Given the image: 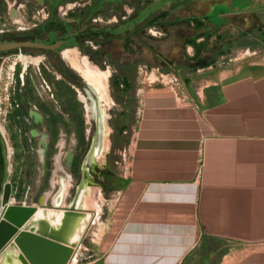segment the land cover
I'll use <instances>...</instances> for the list:
<instances>
[{
	"label": "crops",
	"instance_id": "1",
	"mask_svg": "<svg viewBox=\"0 0 264 264\" xmlns=\"http://www.w3.org/2000/svg\"><path fill=\"white\" fill-rule=\"evenodd\" d=\"M156 1L168 22L189 21L206 47L243 28L249 14H264V0L217 18L218 6L237 0ZM186 45L171 71L188 80L180 92L153 80L137 88L140 108L97 243L99 264H264V60L193 72L182 62L214 49L189 57Z\"/></svg>",
	"mask_w": 264,
	"mask_h": 264
},
{
	"label": "flooded vegetation",
	"instance_id": "2",
	"mask_svg": "<svg viewBox=\"0 0 264 264\" xmlns=\"http://www.w3.org/2000/svg\"><path fill=\"white\" fill-rule=\"evenodd\" d=\"M3 2L7 7V17L0 15V41L31 40L46 44H58V47L55 49L24 48L21 51L18 49L0 51V104L3 102L1 88L4 85L7 86L9 76H13V78L18 76V80L21 81L27 92L25 79L32 76L27 69L29 63L34 62L32 59H36L37 62L46 60L53 63V68L63 78L78 85L81 94L84 95L82 98H85L79 97V99L85 103L84 107L91 112L93 119V125L87 136L89 140L87 149L80 157L78 167L76 166V175L78 173L79 180L71 203L83 175L86 178L85 189L90 185L91 180H97L103 191L106 190L109 183H113L115 180L112 176L118 175L115 168L120 165V161L113 158L118 154L117 139L120 138L119 142L122 141L121 149H127L129 152L130 148V143L129 146L127 142L125 145L123 143L124 139L128 137L126 134L129 133V130L124 127H122L123 129L118 128L113 121L119 122L129 118L127 115L129 109L126 104L129 102L128 99L131 100L133 90L136 89L135 73L148 74L149 71L151 73L153 65L164 73L177 71V67L168 64L167 57H170L172 61L173 59L180 61L186 47L185 42L194 38V33L190 32L191 29H186L185 34L182 35V27L179 26L182 22L177 20L168 22L166 9L162 5L155 9H149L148 6L151 4L149 0H3ZM187 11L192 14L194 10L189 8ZM31 21L32 24L29 23ZM20 23L25 25L23 26L24 30L19 28ZM187 24L189 25V21ZM153 29L155 33H153ZM23 51L30 54L24 55ZM73 51H76L80 58L82 71L103 72L109 96L112 100L123 103V107L126 105L127 109L122 107L121 111L117 113L112 106L107 109V112L103 107H100L103 100L99 98L98 91L93 84L86 80L81 70L79 71L75 66L66 63L65 58L73 63ZM11 57H17L22 63L23 59H28V64L21 63L25 68H17L16 64L19 63L17 61L14 66H10L8 69L7 62ZM36 75L39 81L43 79L44 82L40 84L51 105V97L48 93V91L51 92V86L41 71ZM104 81H101L102 88ZM139 83L147 84L144 80H139ZM35 86L37 92H40L37 85ZM86 87L90 88V92ZM41 98L46 100L43 96ZM112 104H115L114 101ZM30 112L33 116L34 111ZM83 115L85 116V114ZM34 121H37L39 125V123L46 122V119L41 115V119H34ZM4 122H7V119L2 118L0 112V207L2 208V202L7 193L9 204L40 205L43 203L42 200L40 203H30L17 202L11 198L13 185L9 170V142ZM97 122H99V128ZM104 125L109 128L107 133L110 131L108 136L111 139L109 147H104L103 150L101 146L103 135L107 134ZM44 130L48 131V136L51 137V129L44 128ZM97 130H99V142L93 159L89 160L88 153ZM32 133L36 136L41 135L38 128L32 129ZM48 141L50 142V140ZM42 152L44 157L45 150ZM100 153L104 155L100 163L101 167L97 169L95 166ZM120 159L121 162L125 160V158ZM34 198L35 196H32L31 200L34 201ZM46 205L51 206V204Z\"/></svg>",
	"mask_w": 264,
	"mask_h": 264
},
{
	"label": "rangeland",
	"instance_id": "3",
	"mask_svg": "<svg viewBox=\"0 0 264 264\" xmlns=\"http://www.w3.org/2000/svg\"><path fill=\"white\" fill-rule=\"evenodd\" d=\"M162 4L161 1H156L151 3L148 7L149 9H155ZM256 5V2L251 0H237L233 3L232 7L227 5L223 7L218 6L214 17L217 18L221 16V12L252 9ZM6 8L3 0H0V15L3 17L6 16L7 13ZM22 14L24 15V13ZM29 23L32 24V21ZM19 25H21V23ZM22 26L25 25L23 24ZM179 26L182 27V35L185 34L186 29H191L190 32H193L194 35L199 33L197 29L190 24L188 25L186 21L182 22ZM263 32L264 14L253 12L249 14L247 23L243 28L236 31L225 32V34H220V37L215 36L212 46L209 45V47H206L207 42L205 40H200L202 36L199 35L194 38L196 40H193V42L190 40L186 41L185 43L191 46L188 52L189 54L186 52L189 57H196L197 52L204 53L208 51V49H214V54L209 56L206 52L204 57L201 56L194 62L191 60L186 61L183 58L184 62L182 63L186 66L193 67V72H196L199 68H204L208 65L217 67L243 61L264 60V41L261 38V33ZM153 33H155V30ZM223 37L224 39H222ZM186 48L187 45L183 54ZM23 54L28 55L30 53L23 51ZM72 55L73 63L64 57L66 63L75 66V68L80 71V67L82 66L80 58H78L76 51H73ZM212 55H214V57H212ZM38 59L40 60V58ZM8 60V69L10 66H14L17 61H19V63L16 64L17 68H25L17 57H11V59ZM167 62L169 65L177 66L181 63L176 61L173 64L170 57H167ZM53 67V63H49L46 60L37 63H29L27 69L31 72L32 76L30 75V78L26 77L25 79L27 83V92L23 88L21 81L18 80V76H14L15 78L9 76L7 79V86L4 85L1 88L3 102L0 104V112L2 118L7 119L4 125L7 131V140L9 142V170L11 183L13 185V195L11 198L14 201L17 200V202L30 203H40L42 200L43 203L53 205L54 201L60 197V204L69 206L76 184L79 180L78 173L76 175V169L80 157L84 155L87 149V143L89 142L87 136L93 125V119L91 112L85 109V103L79 99V97L82 98L84 95L81 94L80 89L77 87L78 85L63 78ZM152 67L153 73H150V71L148 74L135 73L134 79L136 78V89L133 90V97L131 100L128 99L129 102L126 104L129 109L127 113L129 118L119 122L113 121L118 128L123 129L122 127H124L129 130V133L126 134L128 137L124 139V145L127 142L129 146L132 138V127L135 124L140 108L142 94H138L137 88L145 84L139 83V80H144L147 83L146 86L151 80L168 85L174 92L181 91V89H179V84L183 81L188 83V80L180 77L181 75L179 74L172 72L164 73L163 71H159L156 66L153 65ZM39 71L42 72L44 78L51 86V92L48 91L51 97V105L47 99L48 96L45 94L44 88L40 84L44 82L43 79H41V81L37 79L36 73H39ZM81 73L85 76L86 80L89 79V81L91 80L98 86L103 85L101 80L96 76L98 72L81 70ZM203 73L204 72L196 73L197 79L198 77H202ZM34 84L37 85L40 92H37ZM39 93L46 100H43ZM15 99H17V101H15ZM112 101H114L115 104H112ZM126 105L123 107V103L112 100L108 94L107 98H105V102L103 100L100 107H103L107 112V109L112 106L114 111L118 113L121 111L122 107L127 109ZM30 111H34L33 116ZM83 114H85V116ZM41 115L46 119V122L39 123L38 125L37 121H34V119H41ZM68 119L69 122H67ZM108 127L111 128L109 125ZM37 128L41 132L39 136L33 135L32 133V129ZM44 128L51 129V137L48 136L49 132L45 131ZM109 132L103 135L101 145L103 150L104 147H109L111 139L108 136ZM48 140H50V142ZM119 140L120 138L117 139L118 142ZM118 142H116L119 145L117 146L118 154L114 155L113 158L114 160L118 159L120 165L115 168L118 175L112 176V178L115 179L114 182H110L109 187L103 191L97 180H91L90 185L81 195L79 204L90 213V220L88 221L89 225L87 224L85 228L86 232H84L79 240L80 244L77 247L76 253L73 255L74 257H71L68 264H99L100 255L97 250V243L108 225L111 210L125 175L124 167L128 163L127 149H121L120 145H122V141ZM43 150H45L44 157ZM102 157L103 153L98 154L95 168L99 169V167H101L100 163L103 159ZM120 158H125V160H122L123 163ZM32 196H35L34 201L31 200Z\"/></svg>",
	"mask_w": 264,
	"mask_h": 264
},
{
	"label": "water",
	"instance_id": "4",
	"mask_svg": "<svg viewBox=\"0 0 264 264\" xmlns=\"http://www.w3.org/2000/svg\"><path fill=\"white\" fill-rule=\"evenodd\" d=\"M57 47L58 44H46L31 40L0 41V51L14 49L21 51L24 48L55 49ZM86 88L90 92V89ZM97 126L99 128V122H97ZM98 132L99 130L95 134L88 153L89 160L93 159L97 149ZM85 185L86 178L83 175L70 206H63L60 204L61 201L56 200L51 206H47L45 203L13 205L8 203L7 193L2 202V208L0 207V264H38V254L70 250V247H75L79 240L73 241L70 238L74 235L73 224L77 219L88 215V211L80 207L79 204ZM39 210L46 214L51 210L59 211L62 216L59 222L54 224L48 217L37 218L36 214ZM70 251L72 252V250Z\"/></svg>",
	"mask_w": 264,
	"mask_h": 264
},
{
	"label": "bare ground",
	"instance_id": "5",
	"mask_svg": "<svg viewBox=\"0 0 264 264\" xmlns=\"http://www.w3.org/2000/svg\"><path fill=\"white\" fill-rule=\"evenodd\" d=\"M32 60L37 63V60L36 59H32ZM23 63H24V65H27L28 64V59H23ZM102 73H98L96 76L101 81L102 80H105L104 81V87L103 88L101 87V85L98 86L97 84H95L91 80L89 81V79H88V82L91 83V84H93V86L96 88V90L98 91V94H99V98L102 99V100H105V98H107V95H108V91H107L108 88H107V84H106V79L102 75ZM104 128H105V131L107 133L108 128L106 127V125H104ZM60 200H61V198L59 197L56 201L60 202ZM83 209H85V208L83 207ZM61 216H62V213L59 212V211H55V210L48 211V214H46L42 210H39L38 213L36 214V217L37 218L38 217H48L49 219H51V222L54 223V224H56V223L59 222ZM89 216H90V213H88V215L85 216L84 218H79V219H77L74 222V224H73L74 225V233H73L74 235L73 236H70V238H72L73 241L74 240H77V241L80 240L81 237L83 236L84 232H86L85 231V228L87 226L88 220H90V217ZM88 217H89V219H88ZM79 244H80V241L78 242V244L75 247L74 246L70 247V250H72V252L70 250H60V251H56L54 253L44 252L43 254H38L37 255L38 264H68V262L71 259V257H74L73 255H75L76 250H77V247L79 246ZM70 252H71V255H70V257L67 260V257L69 256V253ZM2 259H3V256H2ZM0 263H1V260H0Z\"/></svg>",
	"mask_w": 264,
	"mask_h": 264
},
{
	"label": "built area",
	"instance_id": "6",
	"mask_svg": "<svg viewBox=\"0 0 264 264\" xmlns=\"http://www.w3.org/2000/svg\"><path fill=\"white\" fill-rule=\"evenodd\" d=\"M16 22H17V21H16ZM19 28L24 29V27H23L22 25H19Z\"/></svg>",
	"mask_w": 264,
	"mask_h": 264
},
{
	"label": "trees",
	"instance_id": "7",
	"mask_svg": "<svg viewBox=\"0 0 264 264\" xmlns=\"http://www.w3.org/2000/svg\"><path fill=\"white\" fill-rule=\"evenodd\" d=\"M261 38H264V35L261 34Z\"/></svg>",
	"mask_w": 264,
	"mask_h": 264
}]
</instances>
